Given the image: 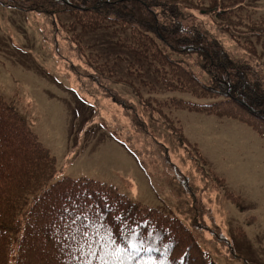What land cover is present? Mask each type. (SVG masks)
Returning a JSON list of instances; mask_svg holds the SVG:
<instances>
[{"label": "trees", "instance_id": "obj_1", "mask_svg": "<svg viewBox=\"0 0 264 264\" xmlns=\"http://www.w3.org/2000/svg\"><path fill=\"white\" fill-rule=\"evenodd\" d=\"M236 3L0 0L3 6L51 18L69 15V21L60 20L80 62L73 72L123 108L128 132L121 138L140 162L155 161L182 180L186 177L171 161L168 146L151 133L149 118L165 124L200 158L169 111L185 108L232 117L264 136V16L244 12ZM98 29L118 35L116 44L132 55L133 66L138 62L127 70L138 81L123 79L133 99L111 85L117 79L116 57L110 63L82 43L83 34ZM221 34L239 50L230 51ZM165 90L214 100L159 98ZM58 173L56 157L14 103L0 94V264H216L198 238L205 228L197 215L202 200L195 197L183 207L186 221L132 200L114 184ZM226 195L239 200L230 191Z\"/></svg>", "mask_w": 264, "mask_h": 264}, {"label": "rangeland", "instance_id": "obj_2", "mask_svg": "<svg viewBox=\"0 0 264 264\" xmlns=\"http://www.w3.org/2000/svg\"><path fill=\"white\" fill-rule=\"evenodd\" d=\"M236 1L244 12L264 16V0ZM60 17L70 19L69 15L51 18L0 4V94L14 103L56 157L58 177H88L114 184L132 200L184 219L183 207L196 197L202 200L197 215L205 228L203 236L194 232L210 259L216 264H264V136L232 117L177 108L168 113L179 121L201 158L165 124L149 118L151 133L168 146L171 161L186 178L164 171L155 161L140 162L121 138L128 132L123 108L100 90L93 91L94 82L84 84L73 72L72 66L80 62ZM219 38L230 51L239 50L226 35ZM117 39L108 29L82 35V43L101 53L103 60L113 63L116 57L117 79L111 85L133 99L123 79L138 81L135 73L127 71L138 62L133 66L132 55L116 44ZM158 97L199 103L214 100L168 90ZM215 176L223 178L224 184ZM227 191L239 200L229 198Z\"/></svg>", "mask_w": 264, "mask_h": 264}]
</instances>
